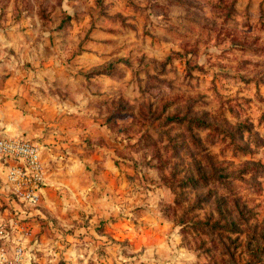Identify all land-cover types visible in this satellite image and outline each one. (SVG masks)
Segmentation results:
<instances>
[{
	"label": "rangeland",
	"instance_id": "rangeland-1",
	"mask_svg": "<svg viewBox=\"0 0 264 264\" xmlns=\"http://www.w3.org/2000/svg\"><path fill=\"white\" fill-rule=\"evenodd\" d=\"M2 2L0 120L59 165L0 264H264V0Z\"/></svg>",
	"mask_w": 264,
	"mask_h": 264
},
{
	"label": "built area",
	"instance_id": "built-area-1",
	"mask_svg": "<svg viewBox=\"0 0 264 264\" xmlns=\"http://www.w3.org/2000/svg\"><path fill=\"white\" fill-rule=\"evenodd\" d=\"M0 157L12 159L4 176L7 189L21 200L37 204L45 177L40 145L27 137L0 131Z\"/></svg>",
	"mask_w": 264,
	"mask_h": 264
},
{
	"label": "crops",
	"instance_id": "crops-1",
	"mask_svg": "<svg viewBox=\"0 0 264 264\" xmlns=\"http://www.w3.org/2000/svg\"><path fill=\"white\" fill-rule=\"evenodd\" d=\"M4 2L0 3V10L1 7H4L3 9H7L6 6H4ZM10 5V6H9ZM15 5L13 3V6L9 3L8 4V8L10 10V8H13ZM3 21V20H2ZM13 24L11 25L12 27H14L17 23L18 20H16L15 18L12 19ZM3 24V22H2ZM2 26H0V30L2 31ZM2 45V44H0ZM8 82V81H7ZM9 83V82H8ZM11 83H9L10 85ZM7 86L5 84L2 85V82H0V97L3 98L6 97L7 101L9 102L6 106L2 107V109H5L7 111H13V109L15 108L16 104L13 101H10V95L15 94V91H18V88L11 85V86ZM10 94V95H8ZM13 102V103H11ZM5 103V102H4ZM14 105V107H12ZM16 109V108H15ZM14 112V111H13ZM24 120H22L21 122H18V119L13 117L12 115H9L7 112H3L2 111V117L0 120V131L2 134L5 135H21L24 136V134H17L19 132H26L24 137H27L30 139V137H28L29 134H32L31 132H29L30 130H28V123L27 122H23ZM31 137H35L34 135H29ZM39 139V138H37ZM40 141V139H39ZM43 142V141H41ZM51 145H49V143H46L45 145V151H44V155L41 153V158L43 161V165L44 162L47 163V169L44 168L45 171V177H44V181H43V186H42V191L46 192L47 190L51 189L52 186L55 185L56 181V174H57V168L59 165V161H58V154L55 150L51 149ZM47 149L49 151H47ZM12 162V159L7 158V157H0V179L2 181H4V176H5V171H6V167L8 166L9 163ZM5 182V181H4ZM1 183V181H0ZM6 186V184L4 183V186L0 184V193L4 192V187ZM1 203V200H0ZM7 203L9 205H11L9 203V201H7Z\"/></svg>",
	"mask_w": 264,
	"mask_h": 264
},
{
	"label": "trees",
	"instance_id": "trees-1",
	"mask_svg": "<svg viewBox=\"0 0 264 264\" xmlns=\"http://www.w3.org/2000/svg\"><path fill=\"white\" fill-rule=\"evenodd\" d=\"M199 124L200 125H205V124H207V123H205L204 121H199ZM239 147L240 148H246L244 145H239ZM203 182H202V184L203 185H205V184H207L208 183V179H209V176L208 175H204L203 177ZM202 178H200V179H202ZM213 178V177H212ZM217 178L216 177H214V180H216ZM189 180L191 181V182H193V183H196L197 185H201L200 184V181H199V178H189Z\"/></svg>",
	"mask_w": 264,
	"mask_h": 264
}]
</instances>
